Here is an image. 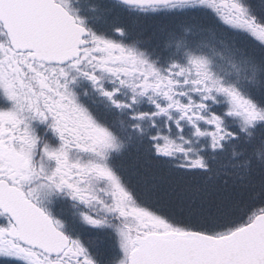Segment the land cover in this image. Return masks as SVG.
Returning a JSON list of instances; mask_svg holds the SVG:
<instances>
[{"label": "snow or ice", "instance_id": "1", "mask_svg": "<svg viewBox=\"0 0 264 264\" xmlns=\"http://www.w3.org/2000/svg\"><path fill=\"white\" fill-rule=\"evenodd\" d=\"M0 264H264V0H0Z\"/></svg>", "mask_w": 264, "mask_h": 264}]
</instances>
